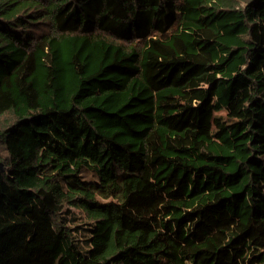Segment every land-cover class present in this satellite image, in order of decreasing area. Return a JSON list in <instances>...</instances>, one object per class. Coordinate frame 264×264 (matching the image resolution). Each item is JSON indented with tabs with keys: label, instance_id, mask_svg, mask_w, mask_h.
Returning <instances> with one entry per match:
<instances>
[{
	"label": "trees",
	"instance_id": "1",
	"mask_svg": "<svg viewBox=\"0 0 264 264\" xmlns=\"http://www.w3.org/2000/svg\"><path fill=\"white\" fill-rule=\"evenodd\" d=\"M0 150V264H264V0H0Z\"/></svg>",
	"mask_w": 264,
	"mask_h": 264
},
{
	"label": "rangeland",
	"instance_id": "2",
	"mask_svg": "<svg viewBox=\"0 0 264 264\" xmlns=\"http://www.w3.org/2000/svg\"><path fill=\"white\" fill-rule=\"evenodd\" d=\"M5 155V151H2V150H0V156H4ZM5 165H7V164H5L4 162H0V167H4ZM85 174V176H86V178L87 177H90V175L88 174V173H84ZM85 220H78V223L81 225V227H84L86 224H85ZM82 229V228H81ZM83 232V231H82ZM84 233H85V231L83 232V234L81 233V234H79V238H82V237H84L83 235H84Z\"/></svg>",
	"mask_w": 264,
	"mask_h": 264
}]
</instances>
